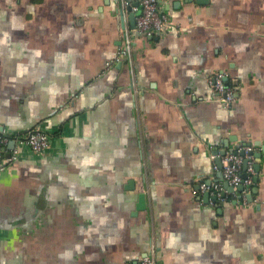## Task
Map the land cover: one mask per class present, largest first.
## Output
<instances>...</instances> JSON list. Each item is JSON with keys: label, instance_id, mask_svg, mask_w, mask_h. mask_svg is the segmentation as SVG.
Masks as SVG:
<instances>
[{"label": "crops", "instance_id": "0c3cea01", "mask_svg": "<svg viewBox=\"0 0 264 264\" xmlns=\"http://www.w3.org/2000/svg\"><path fill=\"white\" fill-rule=\"evenodd\" d=\"M162 11L130 73L115 0H0V128L52 135L0 170V264H131L151 240L157 264H264V0ZM242 144L261 151L255 204L193 190L217 175L211 153Z\"/></svg>", "mask_w": 264, "mask_h": 264}, {"label": "built area", "instance_id": "2783aa9c", "mask_svg": "<svg viewBox=\"0 0 264 264\" xmlns=\"http://www.w3.org/2000/svg\"><path fill=\"white\" fill-rule=\"evenodd\" d=\"M166 0H116L123 7V13L131 10L134 12L135 25L131 28L123 25L120 28L119 45L115 52V61H124L132 73L133 48L136 40L140 37L159 34L166 31L170 25L166 14L162 11L163 2ZM130 6V9H127ZM126 14L124 16V19ZM226 72L217 71L207 77L211 90L216 99L224 105H230L236 98L237 85L226 83ZM228 78V77H227ZM13 139V147L10 152L4 154L2 147ZM52 135L39 126H33L22 132H12L0 128V170L12 162L18 154V145L24 144L36 154H44L51 145ZM257 147L252 144H242L236 147L225 148L223 153H211L214 159L220 156L221 167L213 163V171L220 170V176L198 177L195 179L194 191L199 194L207 191L209 195L215 196L218 203L235 201L241 205L255 204L258 200L252 193L255 184V151ZM226 182V185H224ZM241 185L239 189L238 186ZM249 194H251L249 197ZM156 243L150 241L148 250L139 256L131 264H157Z\"/></svg>", "mask_w": 264, "mask_h": 264}, {"label": "water", "instance_id": "95a60500", "mask_svg": "<svg viewBox=\"0 0 264 264\" xmlns=\"http://www.w3.org/2000/svg\"><path fill=\"white\" fill-rule=\"evenodd\" d=\"M198 1H200V0H198ZM115 2H116V0H115ZM116 4H117V10L121 13V15H122V13H123V7L121 6V4H119L118 2H116ZM127 9L129 10L130 9V6H127ZM134 17H135V15H134V12L133 11H131V10H129L128 11V19H129V23H130V27L131 28H134V25H135V19H134ZM225 80H226V83L228 82V78L227 77H225ZM236 95H238V92H236ZM13 144H14V142H13V139H10L9 140V142H8V147H12L13 146ZM223 151H224V148H222L220 151H219V153L220 154H222L223 153ZM255 156H256V158L258 159L260 156H261V151H257V152H255ZM215 162H216V164H217V166L220 168L221 167V163H220V156L219 155H217L216 157H215ZM254 167H255V170H256V172H258V170H259V163L258 162H256L255 163V165H254ZM216 174H217V176H220L221 174H220V170H217L216 171ZM257 175H255L254 176V181L256 182L257 181ZM224 185H226V182H224ZM238 188L240 189L241 188V185H239L238 186ZM256 191V187L254 186L253 188H252V193H254ZM251 194H249V197H251L250 196ZM143 195H140V198H139V203H140V205L141 206H143V197H142ZM212 198H213V200L214 201H216V198H215V196H212V195H210ZM203 197L204 198H208L209 197V193L207 192V191H205V192H203ZM138 207H139V204H138ZM143 254H145V253H143ZM142 254V255H143Z\"/></svg>", "mask_w": 264, "mask_h": 264}]
</instances>
